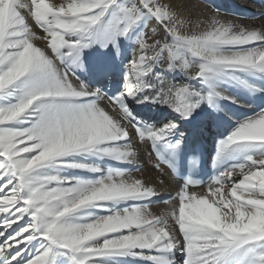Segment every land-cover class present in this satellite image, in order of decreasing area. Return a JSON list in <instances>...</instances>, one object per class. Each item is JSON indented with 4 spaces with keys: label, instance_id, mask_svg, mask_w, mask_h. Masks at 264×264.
<instances>
[{
    "label": "snow or ice",
    "instance_id": "1",
    "mask_svg": "<svg viewBox=\"0 0 264 264\" xmlns=\"http://www.w3.org/2000/svg\"><path fill=\"white\" fill-rule=\"evenodd\" d=\"M242 18L0 0V264H264V26ZM194 113L211 171L178 163Z\"/></svg>",
    "mask_w": 264,
    "mask_h": 264
},
{
    "label": "bare ground",
    "instance_id": "2",
    "mask_svg": "<svg viewBox=\"0 0 264 264\" xmlns=\"http://www.w3.org/2000/svg\"><path fill=\"white\" fill-rule=\"evenodd\" d=\"M208 3L212 4H217L220 5L226 12H237L242 14L244 18L240 19L238 22L242 24H248V25H254L256 27H262L264 26V21L257 20L253 22L250 19H247L248 16L251 15H259L260 13L264 12V0H207ZM231 18V17H229ZM151 42V41H150ZM103 55V52L101 49L98 47L93 49L91 52H86L85 57H86V62L87 58H97L99 56ZM204 111L209 112L211 111L208 109L207 105H204ZM142 112L148 113L153 115L157 119H163L165 117H174L175 113H171L170 110L161 108L159 105L150 107L147 109L141 108L140 109ZM198 112L200 110H197ZM195 114V113H194ZM196 116V124L197 128L200 130L203 135L207 137L205 148H206V153L211 159V155L213 153V136L216 135V132L212 129H208L207 131H204V120L205 117L201 115ZM181 130L184 132L185 136L187 137L191 130H193L192 127L189 126V124L184 121L181 122ZM189 141V138L187 139ZM141 164H145V159L143 157V154H141V159H140ZM149 172H152L153 170L150 168L146 169ZM196 191H201V189H195ZM163 205L159 206L158 208L154 207L153 211H159L163 209Z\"/></svg>",
    "mask_w": 264,
    "mask_h": 264
}]
</instances>
